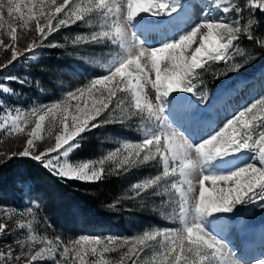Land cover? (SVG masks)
Instances as JSON below:
<instances>
[{
	"label": "snow or ice",
	"instance_id": "1",
	"mask_svg": "<svg viewBox=\"0 0 264 264\" xmlns=\"http://www.w3.org/2000/svg\"><path fill=\"white\" fill-rule=\"evenodd\" d=\"M214 4L225 14L235 12L236 18H216L205 8L200 22L179 39L159 47H145L136 40L130 21L142 12L153 15L167 10L175 12V4L170 5L168 0H86L79 5L76 0H0V49L11 52V58L0 64V70L45 46L48 38L62 27L78 22L91 24L94 17L98 20L97 30L88 36H77L73 43L110 42L120 48L106 66L104 75L68 91L61 101L37 105L26 112L19 108L6 109L7 114L0 117V130L22 134L25 131L22 125L34 126L22 150L4 153L0 165L14 157L28 158L62 180L97 182L106 176H118L156 162L160 170L133 184L131 198L167 195L165 203L174 205L167 218L180 224L176 228L146 229L125 238L81 235L64 241L59 235L54 238L29 235L0 248V264H36L46 258H51L54 264H243L233 249L209 231L202 220L210 213L231 212L241 203L260 202L264 206V108L258 109L264 99L243 107L196 145L178 130L179 127H173L164 103L176 90L196 95L195 81L211 62L231 61L236 70L242 67L234 63V56L244 54L236 47V42L242 34L253 39L250 29L256 21L250 18L241 28V15L245 10L250 16L257 9L264 12V0H245L244 7L233 0H214ZM195 5L194 0H184L180 7ZM5 14L8 17L6 28ZM27 30L36 35L21 51L16 45ZM3 36H7L8 41ZM193 43L197 46L190 55L186 54ZM259 46L264 48V38L259 39ZM4 80L26 82L13 76H6ZM149 83L155 90V102L146 91ZM261 85L264 86V73ZM3 91L11 89L4 87ZM233 92L234 89H222L208 110L227 104ZM198 99L202 104L208 103L206 94ZM134 117L148 122L140 142H123L98 160L76 165L60 159L79 146L82 133L106 124H124ZM189 119L196 121L197 117ZM57 123L54 144L40 151L37 142L43 139L41 133ZM241 150L254 153L252 163L228 174L206 171L207 162ZM206 182H211V187ZM22 189L26 196L31 191L27 182H23ZM173 192L178 194V199H173ZM33 208H40V204L32 203L27 211L31 213ZM3 211L7 214L10 210ZM28 227L30 229L31 225ZM12 231L15 229L10 230L0 218V239L11 235ZM38 244L42 246L35 250ZM146 250L152 252L150 259L144 255ZM112 253L117 256L111 258ZM258 264H264V260Z\"/></svg>",
	"mask_w": 264,
	"mask_h": 264
},
{
	"label": "rangeland",
	"instance_id": "2",
	"mask_svg": "<svg viewBox=\"0 0 264 264\" xmlns=\"http://www.w3.org/2000/svg\"><path fill=\"white\" fill-rule=\"evenodd\" d=\"M82 2L86 3V0H76V4L78 5ZM168 2L170 5H176L175 12L167 10L160 15H153L150 12L141 13L154 18L157 22H161H159L160 28H158L157 34L153 33L149 41L142 40L137 36L135 31H132L130 25L131 31L135 33L136 40L142 46L159 47L166 42H173L179 39L181 35L186 34L200 22L205 8H208L216 18L221 16H224L228 20L236 18L235 12L225 14L215 4L210 5L204 2V0H194L196 3L195 7L187 9L181 8L176 0H168ZM233 2L244 7L245 0H233ZM260 12L257 9L250 16L249 12L245 10L241 15L240 27L246 26L250 18L254 19L256 23L259 20H262L264 23V12L263 14H260ZM4 20L6 28L8 24L6 14ZM182 20L184 21L183 23L181 22ZM256 23L250 29L252 32L253 28L256 27ZM97 25L98 20L94 17L91 24L78 22L70 25V27H62L65 29L61 28L57 31L59 38L53 37L57 33L55 32L48 38L45 46L38 47L32 54L20 57L25 58L27 62L37 63L38 66L33 71L29 69V75L26 76V79L29 77L28 83L18 81L19 84H23L24 86L18 87L17 91L12 88L8 80H4V77L8 73V68H10L13 62L5 69L0 70V117L7 114L6 109L14 110L19 108L26 112L37 105L59 102L64 99L68 91H74L91 79L104 75L106 73V66L111 62L115 54L120 51L119 46L113 45L110 42L103 44L73 43L77 36H88L92 31L97 30ZM35 35L33 31L27 30L23 33L22 39L17 43L16 47L23 51L32 42ZM244 35L247 34H242L239 41L236 42V47L244 53L242 56H234V63L242 65L239 70L233 67V62L231 61L211 62L207 70L201 71L200 79L195 81L197 84V88L195 89L196 95L176 90L164 100L166 104L165 111L169 116L170 122L173 123V127H179L180 129L178 130L184 132L185 127L182 121L185 119L186 113L191 111V108L184 101L185 99L190 98L195 104H202L198 97L201 94H206L207 104L210 105L217 93L222 89H234L227 104L222 107H216L212 110L213 112L206 108L207 104H202L204 105V119H206L207 124H199L200 127L192 130V133L188 132L186 134L184 132L194 145L199 144L203 139L213 134L228 118L235 115L243 107L249 106L257 100L264 99V86L261 85V74L264 73V49L261 54L255 53V48L243 44L245 42L243 40ZM198 38L199 36L197 40ZM3 39L8 41L7 36H3ZM53 44L60 47L62 57L60 58L57 55L58 57L51 58L49 55L41 58V52L46 47H52L51 45ZM196 46L197 43H193L186 54L190 55ZM10 58V51L0 49V64L7 63ZM257 67L258 69L254 70L257 72L254 73L253 69ZM148 68L150 69V64H148ZM205 72H209L210 74L209 81L203 78ZM152 76L154 78V72ZM250 78H254V80H250ZM216 80H220V82L214 88ZM4 87L10 88L11 91H3ZM146 91L152 101L155 102V90L152 89L150 83L146 85ZM177 98L182 101L180 106H177L174 100ZM86 99L82 101V104L86 102ZM259 108H264V104L258 105ZM173 110L177 112L178 118H176L179 120L178 122L171 114ZM12 114L14 115L15 112L13 111ZM29 119L31 120L32 118L30 117ZM45 123L47 125V121ZM147 125V121L134 117L124 124L113 123L93 128L81 134L83 138L79 140L77 148H80V154L77 157L73 158L71 156L75 149H77L75 148L67 157H61L60 159L62 161L67 160V163L72 165L98 160L109 151L119 147L123 142H140L143 138L144 128ZM33 126L34 124L31 123L27 126L22 125L25 129L22 134H8L0 130V158H4V153L11 154V152L22 150L26 139L29 138L27 134L31 132ZM58 128L59 124L57 123L55 126H51L50 130L41 133L43 139L37 142V147L40 151H44L49 145L54 144ZM229 153L230 156L236 155L241 157L242 160L230 167L222 168V172L214 174H228L239 167L253 162L254 153L250 150ZM34 166L37 167L36 165ZM207 169L213 171L210 161L207 162ZM159 170L160 165L152 162L139 168H134L125 174L106 176V179L113 177L117 181L118 190L114 197L109 199L112 203L110 201L108 205H101L99 207L81 205V203L74 199L73 194L69 190L62 191L63 187L65 188L66 186L67 179L62 180L47 169L41 171V174L32 180H20L17 178L14 180L13 187H3V191H0V218H3L4 222L9 225L10 230L15 229L11 235H6L0 239V248H3L4 245L13 244L16 239H25L29 235H47L49 238L59 235L64 241L78 238L81 235L125 238L135 236L146 229L180 227L179 221H169L167 218L174 208V205L165 203L168 200L167 195H148L136 199L131 198L134 195L130 191L131 186L149 176L156 175ZM23 182H27L31 188L27 196L22 189ZM206 185L211 187V182H206ZM67 188L70 187L67 186ZM171 195L173 199H178L177 193L173 192ZM30 198L38 200H30ZM32 203H39L40 208H33L32 212L29 213L27 209L31 207ZM54 207H57L55 211ZM4 209H9L10 211L6 214L3 211ZM227 216L231 218H229L225 226L229 227L230 231L218 234L216 226L223 223L221 219H228ZM232 220L234 223L231 222ZM210 221L212 222L211 224H209ZM236 221H238L239 227L241 226L242 229L246 228L247 224L248 226L257 224L264 230V206H261L260 202L241 203L236 205L231 212L210 213L202 220L204 226L209 231L225 241L231 248L233 247L228 243V240L236 241L238 232L235 228L237 227ZM21 224L25 225V227L20 228L19 225ZM29 224L31 225L30 229L28 227ZM41 246L39 244L36 245L35 250H38ZM253 249L256 253L255 256L261 252L258 248ZM252 250H249L247 254L251 255ZM233 251L235 252L234 249ZM144 255L150 259L152 252L146 250ZM260 255H263V257L253 261L249 260L250 262L240 255L241 258H238V255L236 257L243 264H258V261L264 260V253L258 256ZM116 256L117 253L111 254V258H115ZM36 264H54V261L51 258H46L38 260Z\"/></svg>",
	"mask_w": 264,
	"mask_h": 264
},
{
	"label": "trees",
	"instance_id": "3",
	"mask_svg": "<svg viewBox=\"0 0 264 264\" xmlns=\"http://www.w3.org/2000/svg\"><path fill=\"white\" fill-rule=\"evenodd\" d=\"M263 14V12H260ZM70 27V26H68ZM66 28V27H65ZM64 28V29H65ZM63 29V28H62ZM63 29V30H64ZM62 32V31H61ZM264 23L262 20H259L256 23V27L253 28V39H248L247 35L243 36V40L245 41L243 44L248 47L255 48V53L261 54L263 49L259 46V39L264 38ZM55 38L58 37V32L53 35ZM60 47H46L45 50L41 52V58H45L50 55L51 58L54 57H62V53L60 54ZM58 55V56H57ZM50 58V60H51ZM264 63V62H263ZM37 63L27 62L25 58H20L13 62V64L8 68V73L6 76L18 77L20 79L26 80L29 82V77L26 79V76L29 75V69L35 70L37 68ZM211 69V68H210ZM255 68L253 69L256 70ZM212 70V69H211ZM257 72V71H254ZM215 77V75H214ZM203 78L207 81L210 80L209 72H205ZM215 79V78H214ZM217 79V78H216ZM9 84L17 91L18 87H23V84H19V80H8ZM220 82H214V88ZM80 154V148L75 149V151L71 154V156L77 157ZM82 157V156H81ZM36 165L37 167H35ZM45 167L41 164L36 163L32 159L28 158H12L5 165H0V191H3V187H13L14 180L19 178L20 180L34 179L37 175L41 174V171H45ZM66 186L63 187L62 191L69 190L70 193L73 194L74 199L81 203L83 206L87 207H99L101 205H108L116 194L118 190V183L113 179V177H106L97 182H84L78 179H67ZM70 187V188H67ZM112 203V201H111ZM52 205H54L52 203ZM57 207H54V211Z\"/></svg>",
	"mask_w": 264,
	"mask_h": 264
},
{
	"label": "bare ground",
	"instance_id": "4",
	"mask_svg": "<svg viewBox=\"0 0 264 264\" xmlns=\"http://www.w3.org/2000/svg\"><path fill=\"white\" fill-rule=\"evenodd\" d=\"M176 2L178 5H180V4L184 3V0H178V1L176 0ZM204 2H206L210 5L214 4L213 0H204ZM187 8H189V7H185V9H187ZM151 22H155V23H151ZM159 22L155 21L154 18H152L150 16H147V15L140 13L130 21V25L132 27V31H135L137 36H139L142 40L149 41L151 39L152 34L153 33L155 34L157 32L158 28H160ZM181 22L183 23L184 21L182 20ZM162 24H163V22H162ZM158 25H159V27H158ZM174 100H175L177 106H180V104L182 103V101L178 98L174 99ZM184 101L191 108V111L189 113H186L185 119H183V121L181 120L183 126L185 127V128L183 127L184 132H186V134H187L188 132H191L192 130L199 128L200 127L199 124L205 125L207 123H206V119H204V116H205L204 109H203L204 105L195 104L190 98L185 99ZM199 105H201V106H199ZM210 105L207 104L206 108L209 109ZM184 108H187V107H184ZM176 113L177 112L174 110L171 113L174 119L178 118ZM190 116L191 117H197V120L196 121L190 120L189 119ZM178 121L179 120L177 119V122ZM194 135H196V134H194ZM241 160H242V158L239 156H236V155L230 156V153L223 154V155L216 157L214 160L210 161V165L212 166L213 171H211L209 169H206V170L209 173H216V172L220 173V172H222V168L230 167L231 165H234ZM227 217H228V219H221V221H223V223L221 225L216 226L217 227L216 231L218 232V234H224V233L230 231L229 227L225 226V224L229 221V218H231V217L230 216H227ZM231 222H233V220ZM236 225H237V227H235V228H236V231H238L236 241L235 240H232V241L228 240V243H230V245L233 247L232 249L235 250V255H238V258H241L244 255L247 256L248 255L247 252L249 250H252L253 248H258V250H261V252L257 253V256H255L256 253L254 252V249H253L251 256L248 255L251 258L258 257L259 254L264 253V230L260 227V225L251 224L248 226V224H247L246 228H244V229H242L241 226L239 227L238 221H236Z\"/></svg>",
	"mask_w": 264,
	"mask_h": 264
},
{
	"label": "water",
	"instance_id": "5",
	"mask_svg": "<svg viewBox=\"0 0 264 264\" xmlns=\"http://www.w3.org/2000/svg\"><path fill=\"white\" fill-rule=\"evenodd\" d=\"M250 256H251V255H250ZM250 256H248L249 258H248V257H247V258H245V260H248V261H249V260H250V261H253V260H256V259H259V258L263 257V255H260V256H258V257H253V258H251ZM245 257H246V255H245ZM245 260H243V261H245ZM250 261H249V262H250Z\"/></svg>",
	"mask_w": 264,
	"mask_h": 264
}]
</instances>
